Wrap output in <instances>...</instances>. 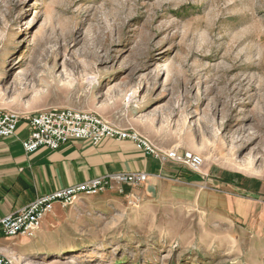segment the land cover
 <instances>
[{
    "label": "rangeland",
    "instance_id": "374dc122",
    "mask_svg": "<svg viewBox=\"0 0 264 264\" xmlns=\"http://www.w3.org/2000/svg\"><path fill=\"white\" fill-rule=\"evenodd\" d=\"M0 108L95 113L204 160L134 144L155 172L99 177L143 186L62 207L33 238L61 252L26 263L264 264V0H0Z\"/></svg>",
    "mask_w": 264,
    "mask_h": 264
},
{
    "label": "crops",
    "instance_id": "0c3cea01",
    "mask_svg": "<svg viewBox=\"0 0 264 264\" xmlns=\"http://www.w3.org/2000/svg\"><path fill=\"white\" fill-rule=\"evenodd\" d=\"M27 136V127L21 124L14 137L0 139V220L25 208L39 196L80 185L105 174L153 173L157 168L133 143L126 141L104 140L100 146L89 141H73L58 150L41 148L27 154L22 146ZM62 207L56 203L44 222L57 215ZM36 234L33 237L8 238L0 232V253L15 264H28L25 257L46 250L33 239Z\"/></svg>",
    "mask_w": 264,
    "mask_h": 264
},
{
    "label": "built area",
    "instance_id": "2783aa9c",
    "mask_svg": "<svg viewBox=\"0 0 264 264\" xmlns=\"http://www.w3.org/2000/svg\"><path fill=\"white\" fill-rule=\"evenodd\" d=\"M21 124L26 125L28 130V136L22 142L27 154L41 148L58 150L73 141H89L97 146L104 140H113L129 141L159 161H172L194 173H199L204 165V160L200 156L191 153L179 155L176 152H161L136 131L123 129L95 113L70 109L18 113L0 108V139L14 137ZM146 180L145 174L98 177L80 185L39 196L25 208L2 218L0 232L8 238L33 237L41 229L45 217L53 212L56 203L69 207L74 205L81 195L96 196L108 191L123 195L124 186L139 188ZM0 264L15 263L0 253Z\"/></svg>",
    "mask_w": 264,
    "mask_h": 264
},
{
    "label": "bare ground",
    "instance_id": "6f19581e",
    "mask_svg": "<svg viewBox=\"0 0 264 264\" xmlns=\"http://www.w3.org/2000/svg\"><path fill=\"white\" fill-rule=\"evenodd\" d=\"M51 253V254H58L60 253V248L58 246H54L52 248H50V251L48 252V250H43V251H40V253H37L36 255H41V254H45V253ZM46 253V254H47ZM71 262H68V264H71L72 262H74V260H70Z\"/></svg>",
    "mask_w": 264,
    "mask_h": 264
}]
</instances>
